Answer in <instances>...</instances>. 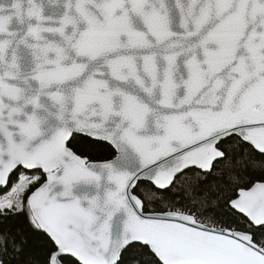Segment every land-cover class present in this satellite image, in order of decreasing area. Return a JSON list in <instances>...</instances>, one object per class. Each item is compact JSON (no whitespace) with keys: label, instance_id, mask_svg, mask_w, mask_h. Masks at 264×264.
I'll return each mask as SVG.
<instances>
[{"label":"snow or ice","instance_id":"snow-or-ice-1","mask_svg":"<svg viewBox=\"0 0 264 264\" xmlns=\"http://www.w3.org/2000/svg\"><path fill=\"white\" fill-rule=\"evenodd\" d=\"M0 264H264V0H0Z\"/></svg>","mask_w":264,"mask_h":264},{"label":"trees","instance_id":"trees-1","mask_svg":"<svg viewBox=\"0 0 264 264\" xmlns=\"http://www.w3.org/2000/svg\"><path fill=\"white\" fill-rule=\"evenodd\" d=\"M108 155V152L105 148L101 147L97 149L96 153L93 154V158H103Z\"/></svg>","mask_w":264,"mask_h":264}]
</instances>
